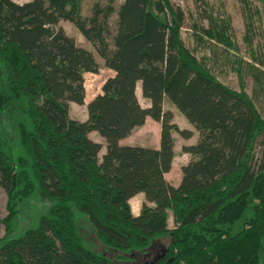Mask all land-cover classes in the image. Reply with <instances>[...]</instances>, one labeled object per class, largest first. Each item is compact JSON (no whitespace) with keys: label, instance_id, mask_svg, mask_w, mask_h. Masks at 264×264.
Returning a JSON list of instances; mask_svg holds the SVG:
<instances>
[{"label":"trees","instance_id":"16d2710c","mask_svg":"<svg viewBox=\"0 0 264 264\" xmlns=\"http://www.w3.org/2000/svg\"><path fill=\"white\" fill-rule=\"evenodd\" d=\"M239 1L249 16L252 0ZM202 12L206 26L191 19L188 48L183 11L169 0H105L86 15L80 0H0V264H264V116L244 89L240 59L228 62L234 89L193 53L211 43L236 50L228 16ZM60 19L112 71L83 120L69 116L68 102L83 104L82 74L97 64ZM248 66L264 98V72ZM163 99L197 134L181 145L189 160L175 185L164 176L172 132L192 131L171 121ZM145 117L159 125L156 148L118 142ZM91 131L104 140L99 157ZM137 193L151 205L133 215Z\"/></svg>","mask_w":264,"mask_h":264},{"label":"rangeland","instance_id":"374dc122","mask_svg":"<svg viewBox=\"0 0 264 264\" xmlns=\"http://www.w3.org/2000/svg\"><path fill=\"white\" fill-rule=\"evenodd\" d=\"M14 2L20 3L27 0H12ZM121 0H113L114 6L119 4ZM173 6H178L183 11V23L181 26V39L182 42L188 48L193 47V41L190 39V23L191 19L199 22L201 25L206 26L205 14L202 12L212 11V16H228L231 31V40L236 46V50H228L230 53H224L223 48L219 44L211 43L208 45H201L193 50L196 56L205 55L208 57V64L215 76L222 81L224 84L237 89L238 88V77L235 72L230 69L229 61L232 58H237L241 60L240 67L242 68L241 81L243 83L244 89L248 95H250L258 108L259 112L264 116V98L261 93H256L254 91V84L249 73V66L253 65L255 68L264 72V65L257 62H253V57L258 58L264 64V2L261 0L248 1L249 16L247 10H244L243 5L239 0H169ZM93 3L104 4L105 0H80V7L82 14H88L89 9ZM113 14L108 18L107 23L109 28L113 25ZM245 22H248L247 27ZM58 25L61 26L63 31L71 36L75 43L89 50L97 64V71L84 72L83 77V87H84V102L83 104H76L71 102L68 103L69 116L77 120L83 119L86 115L85 104L91 99L96 93L100 92V85L102 81L109 75L112 71L104 67L102 59L96 54L93 47L87 42L82 35L77 31V29L68 21L60 19ZM213 49V50H212ZM235 54V55H234ZM228 59V60H227ZM136 96L139 104L142 107L148 105V101L140 96L139 89L136 90ZM70 105V107H69ZM162 109L169 110L171 113V121L176 124L178 128H186L192 131L189 138H182L176 131L172 132L174 139L173 143V158L169 170L165 173V178L170 184H177L180 176V166L189 160V155L182 152L181 145L187 143H193L196 139V131H194L192 125H190L181 113L167 100L163 99ZM158 131L159 125L157 122L146 118V122L142 126H138L136 129L131 131L124 139H122L121 144L125 145H141L153 147L158 141ZM88 137L94 141L100 143V150L98 152V157L103 151L104 140L96 132L91 131L88 133ZM5 192L0 188V220L5 215ZM144 202L148 205L151 203L145 201L141 193H137L128 200L130 206V211L135 215L139 209L140 204ZM167 227H172V220L170 213L168 212L166 219ZM2 224L0 222V235L2 234ZM89 238L93 243L96 242L92 239L89 234ZM102 253L112 255L113 251L106 248L101 249ZM117 254L123 255V252L116 251ZM147 258H149L152 253V248H148L145 252ZM126 256V255H125ZM127 257V256H126ZM125 264H134L127 263Z\"/></svg>","mask_w":264,"mask_h":264},{"label":"crops","instance_id":"0c3cea01","mask_svg":"<svg viewBox=\"0 0 264 264\" xmlns=\"http://www.w3.org/2000/svg\"><path fill=\"white\" fill-rule=\"evenodd\" d=\"M137 89H139V82H137L136 89H135V93H136V90H137ZM83 102H84V100H83ZM68 103L70 104L71 102H68ZM84 103H85V102H84ZM69 107H70V105H69ZM68 113H69V109H68ZM85 116H86V115H85ZM84 118H85V117H84ZM84 118H83V119H84ZM146 118H147V117H145L144 122H146ZM148 118H149V117H148ZM83 119H79V120H83ZM144 122H143V123H144ZM142 125H143V124H141V125H139V126H142ZM137 127H138V126H137ZM137 127H135L134 129H136ZM134 129H133V130H134ZM133 130H132V131H133ZM125 137H126V136H125ZM122 139H124V137H123ZM122 139L118 140V142L121 143ZM189 143H190V142H189ZM189 143H187V144H189ZM153 147L156 148V147H157V144L154 145ZM173 151H174V148H173ZM164 175H165V174H164Z\"/></svg>","mask_w":264,"mask_h":264}]
</instances>
